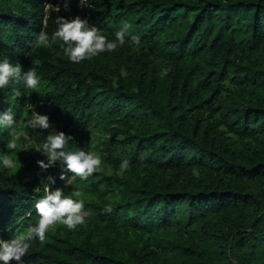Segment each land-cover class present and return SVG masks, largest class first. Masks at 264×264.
Returning <instances> with one entry per match:
<instances>
[{
  "label": "trees",
  "instance_id": "1",
  "mask_svg": "<svg viewBox=\"0 0 264 264\" xmlns=\"http://www.w3.org/2000/svg\"><path fill=\"white\" fill-rule=\"evenodd\" d=\"M46 3L0 0V63L41 81L0 89V121H13L0 126V155L21 119L49 121L24 130L15 169L0 163V238L35 222L47 184L82 191L91 214L74 230L50 227L23 264H264V0H71L47 19ZM57 16L109 40L132 27L123 46L73 63L60 41L31 47ZM61 132L101 156L87 180L66 185L60 162L40 167L49 159L37 147Z\"/></svg>",
  "mask_w": 264,
  "mask_h": 264
},
{
  "label": "clouds",
  "instance_id": "2",
  "mask_svg": "<svg viewBox=\"0 0 264 264\" xmlns=\"http://www.w3.org/2000/svg\"><path fill=\"white\" fill-rule=\"evenodd\" d=\"M81 4L86 6V0H81ZM51 11L59 13L61 9L50 3L44 5L45 18ZM55 29L51 36L47 31L42 30L36 36V40L31 47L38 49L41 47L51 48L52 44L57 41L62 42L61 47L65 56L73 63H80L83 60H91L103 52H112L118 46L126 43V37L130 35L129 29L132 27L127 21L122 22V27L114 33V39L109 40L107 36L100 33V29L92 26L85 19L79 16L74 19H66L57 16L55 19ZM131 44L140 45L138 36H131ZM168 70L164 69L161 77L167 75ZM22 83L26 89L35 90L40 85V78L37 76L35 68L21 74V66L15 65L5 59L0 63V89L6 88L10 83ZM19 95V92H16ZM31 105L25 108V115L29 112ZM5 121L11 124L12 116L6 115L4 121H0V126H4ZM48 129L49 121L47 116L32 114L27 120L21 119L15 128L9 133L10 139L7 142L8 154L0 155V163L9 170L18 166V159H14L15 150L18 148V142L25 136V129ZM72 137L66 136L63 132L52 133L47 136L45 141L36 149L47 155L48 164L39 161L43 169L60 162L61 171L71 173L72 180L80 178L87 180L100 167L101 156L95 151H85L78 148H69L68 141ZM143 159V157L141 158ZM129 161L123 160L120 164V172L123 173L129 167ZM62 180L66 176L61 175ZM39 192V188L35 189ZM84 193L80 190H74L70 195H66L62 189L52 191L51 188L44 184V196L39 198L35 203L37 219L19 232L11 240L0 238V264H23V257L28 253L32 242L39 240L41 245L46 240V233L50 227L56 224L66 226L69 230H74L77 226L85 223L86 217L91 213L85 210L81 197Z\"/></svg>",
  "mask_w": 264,
  "mask_h": 264
},
{
  "label": "built area",
  "instance_id": "3",
  "mask_svg": "<svg viewBox=\"0 0 264 264\" xmlns=\"http://www.w3.org/2000/svg\"><path fill=\"white\" fill-rule=\"evenodd\" d=\"M70 2H71V0H55V7H59L60 9L62 7L63 9L68 10L70 8ZM87 2H88V0H86V6H88ZM79 5H80V7H84L81 4V0H80V4Z\"/></svg>",
  "mask_w": 264,
  "mask_h": 264
},
{
  "label": "rangeland",
  "instance_id": "4",
  "mask_svg": "<svg viewBox=\"0 0 264 264\" xmlns=\"http://www.w3.org/2000/svg\"><path fill=\"white\" fill-rule=\"evenodd\" d=\"M61 9H62L61 11H63V12H66L67 11L66 9H63L62 7H61ZM72 181H73L72 178L67 179L66 180V185H70L72 183Z\"/></svg>",
  "mask_w": 264,
  "mask_h": 264
}]
</instances>
